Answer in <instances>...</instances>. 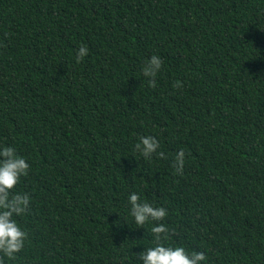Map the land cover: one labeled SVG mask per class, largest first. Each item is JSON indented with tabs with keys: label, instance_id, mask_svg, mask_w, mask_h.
Wrapping results in <instances>:
<instances>
[{
	"label": "trees",
	"instance_id": "trees-1",
	"mask_svg": "<svg viewBox=\"0 0 264 264\" xmlns=\"http://www.w3.org/2000/svg\"><path fill=\"white\" fill-rule=\"evenodd\" d=\"M0 143L29 163L6 264H142L133 193L207 264H264V0H0Z\"/></svg>",
	"mask_w": 264,
	"mask_h": 264
},
{
	"label": "clouds",
	"instance_id": "clouds-1",
	"mask_svg": "<svg viewBox=\"0 0 264 264\" xmlns=\"http://www.w3.org/2000/svg\"><path fill=\"white\" fill-rule=\"evenodd\" d=\"M88 48L81 45L75 55L77 62L88 55ZM161 69L159 56L153 54L141 69L145 77H154ZM151 84L152 81L149 80ZM141 149V154L149 156L158 147L157 141L152 137H143L136 144ZM177 172L183 167L184 152L179 150L174 157ZM29 163L16 150L0 143V264L15 261L17 253L26 247L27 232L22 229L14 218L22 216L30 202L28 195L17 189L22 176H26ZM131 205L128 215L137 227H142L150 222L152 241L149 246L139 254L142 264H207V257L203 252L189 251L181 244L169 243L167 226L164 221L167 212L163 207H158L144 200L136 193L129 195Z\"/></svg>",
	"mask_w": 264,
	"mask_h": 264
}]
</instances>
